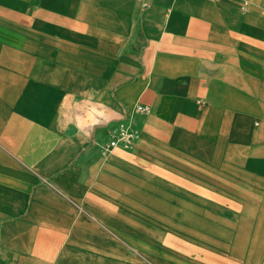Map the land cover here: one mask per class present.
I'll return each instance as SVG.
<instances>
[{
    "label": "crops",
    "instance_id": "0c3cea01",
    "mask_svg": "<svg viewBox=\"0 0 264 264\" xmlns=\"http://www.w3.org/2000/svg\"><path fill=\"white\" fill-rule=\"evenodd\" d=\"M0 264H264V0H0Z\"/></svg>",
    "mask_w": 264,
    "mask_h": 264
},
{
    "label": "built area",
    "instance_id": "2783aa9c",
    "mask_svg": "<svg viewBox=\"0 0 264 264\" xmlns=\"http://www.w3.org/2000/svg\"><path fill=\"white\" fill-rule=\"evenodd\" d=\"M145 5H148L152 0H143ZM248 2L242 3L243 8H246ZM139 113H149L150 107L138 104L134 108ZM113 138L109 144L105 147L106 151H111L113 148L122 147L129 149L134 145V142L139 138L138 132L126 122H120L117 127L113 130Z\"/></svg>",
    "mask_w": 264,
    "mask_h": 264
}]
</instances>
